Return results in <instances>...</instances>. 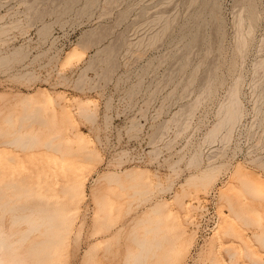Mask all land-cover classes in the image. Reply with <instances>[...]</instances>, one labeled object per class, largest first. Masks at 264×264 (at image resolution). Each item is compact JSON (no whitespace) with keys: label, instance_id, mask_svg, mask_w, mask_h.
I'll use <instances>...</instances> for the list:
<instances>
[{"label":"rangeland","instance_id":"obj_1","mask_svg":"<svg viewBox=\"0 0 264 264\" xmlns=\"http://www.w3.org/2000/svg\"><path fill=\"white\" fill-rule=\"evenodd\" d=\"M203 1L217 3L216 20ZM240 12L239 0H0V169L21 171L33 187L41 183L29 202L49 199L46 211L66 218L57 229L63 234L41 244L45 249L35 244L46 228L15 245L20 255L40 251L28 260L41 264H135L136 241L147 240L160 244L137 264H264V208L246 193L241 217L232 178L239 165L264 176V3L255 28L238 25ZM74 48L82 59L65 65ZM40 92L61 97L50 111L59 117L54 129L47 126L51 132L44 124L50 112L42 121L16 107ZM81 101L89 112L80 116ZM234 102L241 117L230 141L228 127L208 138ZM67 105L75 122L62 128L68 131L59 150L48 149L47 134L69 120L60 118ZM26 134L43 144L9 143ZM72 134L84 146L67 147ZM209 164L225 167L206 189L187 184ZM129 170L147 177L145 194L101 180ZM66 175L73 181H63ZM229 191L226 204L222 193Z\"/></svg>","mask_w":264,"mask_h":264},{"label":"bare ground","instance_id":"obj_2","mask_svg":"<svg viewBox=\"0 0 264 264\" xmlns=\"http://www.w3.org/2000/svg\"><path fill=\"white\" fill-rule=\"evenodd\" d=\"M213 1H216L217 2V0H213ZM263 1L264 0H239L241 12L239 13L238 25L240 27L241 26H244V25H247L249 29H252V28H255V26H257V23H258L259 18H260L259 17L260 16V9H261V6L264 3ZM201 2H202V0H201ZM210 4L203 1V6H202V7H204L203 10L204 9H207V8H210V13H211L210 17L212 16L216 20L219 17V15L217 14L218 13V7H217L218 5H217V3H214V2L211 5ZM72 6H73V4H72ZM202 7L200 9H202ZM202 12H204V11H202ZM200 14L201 13H199V15ZM199 15H197V16L200 17ZM194 16L196 17V15H194ZM198 17H196V18H198ZM219 23H220V21H219ZM197 28H199V26L198 27L196 26V29ZM192 31H194V30H192ZM197 34L196 33L193 34V38L192 39L197 38L198 37ZM193 41H191V42H193ZM197 42L198 41H196L195 43H197ZM247 43L248 42H247L246 39L243 40L239 44V51L242 48L246 47ZM18 54H19V52H18ZM14 55H15V53H14ZM82 56H83V54L77 48H74L73 50H71L67 54V56L65 58V65H68V64L70 65L74 61H78V60L80 61V59H82ZM232 96L233 97H236L237 96V92L236 91L233 92L232 93ZM53 97L50 94H48V92H40L38 94L31 95L29 97H26L25 96V97L19 98V99H17L15 101V103H16V107L17 106L18 107L19 106H22L23 108H25V111H31L29 113H32V114L30 116L28 115L29 116L28 118H31V119H34V118L36 119L37 118L38 119V118L41 117L40 119L43 121L44 119L42 117H44V115H46V114H49L50 111H53L51 109H52V107H54V105L56 106L57 103H61L62 104V102H60L61 100L59 101L57 99V98H61V97H59V96H56L55 98H53ZM57 105L59 106V104H57ZM77 105H78V108H77V106L75 108H77L78 109V112H80L79 113L80 116L81 115H85L84 113H86L88 111L87 109H88V106H89V102H84V103L82 102L81 104L79 103ZM233 105L234 106H231L230 108L226 109V111H225V118L220 123H218V125L216 127H214L212 131H210V133L208 134V138H212V139L213 138H216V136L219 134V132L223 128L228 127V132L226 133V135H225L224 138H226L227 141L228 140L230 141V138H231V132H230V130L232 129V127L237 123V121L241 117V110H240L239 104L237 102H234ZM58 106H56V107H58ZM60 108H61V110L64 111L62 113V115H61L63 117H60V118H63L64 119L65 116H67L69 120L67 121V120L64 119V121H66V123L64 122L65 124H63L64 126L58 128L53 133H49V135L47 134L48 138L44 140V144L42 143L43 140H41V142L39 144V141H38L39 138H37L36 135H32V134H26V135H23V137H21V136L19 137L18 136V138H16V139L14 138L15 140L13 139V141L12 142L9 141V143L12 144V145H20L23 149H26V148L27 149L28 148L32 149V148H34L37 145L40 146L41 144H43L48 149H54L55 151H58L59 148H60V146L58 145V143H60L59 142V136L62 134V132L66 133L68 131L66 128H64V129H62V128L65 127L66 124H72L73 122H75V121H73V118H72L73 116H72V114L70 112V109H69V106L68 105L67 106H64L63 109H62L61 106H60ZM54 112H50L49 119L44 120V124L46 125L45 127H46V130L47 131L49 130L48 129L49 127H51V128L53 127V126H50V125H52V123H54L55 121H57V119H59V117L56 115V111H54ZM91 118H92V116H91ZM40 119H39V121H41ZM93 122H94V120H93ZM41 125L43 126V124H41ZM53 125H55V123ZM47 126H48V128H47ZM54 127H53V129H54ZM65 129H66V132H65ZM49 132H51V131L49 130ZM70 135H71V133H70ZM73 136L75 137V135H73ZM39 137H41V134H40ZM43 137H46L45 136V133H44V136ZM80 137L81 136L75 137V139L78 138V140H75L74 139L75 141L74 140L73 141H70L69 140L70 138L66 139V142L65 143L67 144V147L70 146V145H72V144H76V143H78V144L80 143L81 145L83 143V146H84L83 138L81 139ZM77 146H80V145H77ZM65 147H66V145H65ZM78 149H80V147ZM67 153L68 152H63L61 155H65ZM93 157H96V156H93ZM198 158H199V156L198 157H194L191 160L190 165L191 166L199 165L200 162H198L199 161ZM93 159H95V158H93ZM9 160H11V158H9ZM200 161H201V159H200ZM252 162H254L252 164H255L256 165V162L257 161L256 162L255 161H252ZM260 165H261V163H260ZM223 167H225V164L224 165L222 164L220 166L219 165L218 166H216V165L213 166L212 164H209L208 167L206 168V170L204 169V171L201 172L198 176H194L193 175V176L189 177V179L187 180V184L188 185H196V184H198V186L200 185V186H202V188L205 187V189H206L208 187V185H210L212 183L213 179L215 178V175ZM253 167H254V165H253ZM260 167H261V169L263 168V171H264V163ZM14 169L15 168H10V167H8V168L1 167V169H0V264H41L40 261L39 262L38 261H34L35 258L33 259V262L31 261L32 263L28 260L30 258L36 257V255L34 256V254H36L37 252L35 253L34 250H32L33 252H31V251L28 250L32 254L31 253L29 254V252L27 251L28 253L27 252L26 253L24 252L26 255L25 254L24 255L23 254L20 255L18 253L19 250H17L19 246H17L15 248V245H17V244L19 245L21 243H25L26 241H28L30 239V237L32 235H34L35 233L39 232L41 229H44L45 230V228H46V230H45L46 233L45 232L42 233V236H44V239H45L44 242L38 243L37 245L35 244V246L37 247V249L40 248L39 246H41V244L44 246V244L46 243V241H48V242L49 241H52L51 240V237L55 238L59 234L61 236V233L63 231L62 228H61V226L65 223L66 218L64 220V218L60 214L58 216L59 217L61 216V217L58 220L57 216H55L54 214H49L46 211V209L44 207H49L50 208L52 206V203L49 202V199L48 200H45V199L42 200L41 199L40 201L37 200L38 202H34V200H32L33 202L32 201L29 202V199H32L33 198V196L31 194H33V193L36 192L35 191V187H36V190H37V188L39 187V185H42V184L41 183H36L35 186L33 187L32 184H31V177H29V178L24 177V176L21 175V171L14 170ZM138 171L136 172V170L135 171L134 170L133 171L132 170H129V171H126L124 173V175H122V176H120L119 174L117 175L115 173H108L107 175L103 176L102 179L101 178L100 179L103 180V181H106L107 185H111V186H121L122 187L125 183H127V184L128 183H131V186L129 187V189H132V190L134 189V190L137 191L136 193H139V194L140 193L145 194L146 187L148 185V179L143 174V172H138ZM233 171H234L232 173V176L233 177L232 176L231 177L234 178L235 181H236V183H237V185L234 186L233 189L236 190V194H237L238 197L237 198L234 197V198H236L235 200H234V198H232V200H234V202L233 201L232 202L235 203L234 204L235 207L237 206L236 209H235V207L233 205H231V206L234 207V208L233 207L232 208L235 209V210H239V211L241 210V207L244 206V204H243V200L244 199L243 198H245L244 195L246 193L247 194L249 193L251 195L249 197L248 196L249 194H248V195H246V197L248 196L249 199L252 197L251 199L253 201L255 199L256 200L258 199L260 206H262L264 208V176H263V174H260V173L259 174L250 173V172H248V170H246L243 166H240V165L239 166H236ZM29 172H30V170H29ZM61 178H63L62 180L65 181V182H69L70 180L73 181V177H70L68 179L67 178V175L66 176H63ZM38 179H41V178L39 177ZM234 179H232V180H234ZM60 180L61 179L57 177L55 181H56V183H59ZM98 182H99V180H98ZM231 188H229L228 190H230ZM5 189L11 190V193L10 194H7L5 192ZM81 190H83V188ZM73 191L79 192L80 191V187L79 186L78 187H73ZM226 193H229V194H226ZM231 193L232 192H230V191L229 192H223L222 193V198L223 199H226V204H227V199L228 198H231L234 195V194H231ZM26 194H30V195H26ZM225 196H227V197L229 196V197L227 198ZM222 201H225V200H222ZM230 201H231V199L228 202H230ZM260 206H257V207L259 208ZM246 207H248L250 209V211H252V212H254V211L257 210L256 209L257 207H255V206L246 205ZM71 211H76V209L71 210ZM155 212H156L155 214H157L158 211H155ZM236 212H233V213L235 214ZM238 212L236 214H238ZM7 213L10 214L11 217H12V219H10V224H9L11 226V227L9 226L10 227L9 228V233H6L5 232V230H4V224H3V219H4V216L3 215H6ZM239 214L241 215V211H240ZM239 214H238V218H241L242 215L240 217ZM234 218L237 220V216L236 215H234ZM245 218H247V217H245ZM159 223H161V222H159ZM21 224H23V225L26 224L28 228L26 230H23V231H17L16 230V232H15L14 229L17 228ZM60 228L62 230L61 232L59 231ZM54 229H56V231H57V229H59L58 231L60 233L57 231L58 234H56L57 232ZM64 230H65V228H64ZM65 235L66 234H64L63 236H65ZM40 236H41V234H40ZM60 236H59V238H60ZM58 240H60V239H58ZM51 243H50V245H51ZM152 243L154 245H157V246H159V244H160V242H156L155 243V242L147 241V240H138V241H136L137 247L140 250V252L138 253V255L136 254L137 256L133 255V257L135 256V258L133 259V260H135V262L134 261H132V262H134L135 264L140 263V262L141 263L144 262L147 259V255L151 252V247L154 246V245H152ZM43 246H41V247H43ZM43 248H40V249L43 250ZM50 250H53V248L52 249L50 248ZM42 252H45V251H42ZM40 253L41 252L39 251L37 253V255L40 254ZM46 253H48V252H46ZM45 256L47 257V255H45ZM37 257H39V256H37ZM38 259H40V258H38ZM44 259H46V258H44ZM27 261H29L30 263L29 262L27 263ZM42 262H44V261H42Z\"/></svg>","mask_w":264,"mask_h":264}]
</instances>
